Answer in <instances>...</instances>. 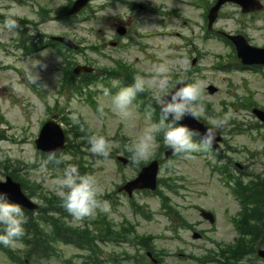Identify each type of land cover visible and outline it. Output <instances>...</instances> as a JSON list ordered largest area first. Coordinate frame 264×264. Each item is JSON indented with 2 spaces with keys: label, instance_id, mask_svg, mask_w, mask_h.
<instances>
[{
  "label": "rangeland",
  "instance_id": "obj_1",
  "mask_svg": "<svg viewBox=\"0 0 264 264\" xmlns=\"http://www.w3.org/2000/svg\"><path fill=\"white\" fill-rule=\"evenodd\" d=\"M105 1L96 0L91 3V10L69 20L49 19L42 22L40 17L42 7L50 9V15H55L58 10L67 5L68 0H0V14L5 18L11 16L18 20L26 21L28 19L30 23L27 22L24 26L29 29L30 35H36L38 29L47 36L51 34L70 36L85 48V51L79 53L75 58L82 63L92 64L97 69L104 66L113 68L116 66L115 60L125 61L141 72V76L146 80V90L150 91L152 97L158 90V82L154 83L153 78L160 64L169 68L168 75L175 73V77L185 76L191 66L190 62L194 57H197L195 66L198 65L201 71L193 70L190 78L192 83L200 82L203 85V102L208 106H205V112L201 119L208 122L211 119L229 115L230 119L222 129L231 149L230 157L243 165L249 163V171L255 174H264V126L257 124L256 118L247 108L231 105H240L245 97L264 109V81L259 77L261 73L239 69L235 64H232L229 70L215 68L214 64L220 63L222 60L221 55L223 59H229L232 47L225 45L223 40L218 37L206 38L203 36L202 9L192 4L179 5L176 9L180 11L179 16L176 18L174 15L171 18L166 16L164 25L160 22L164 17L149 13L143 15L141 17L143 21H140L136 27L139 32L147 34L140 39L142 47L132 45L124 49L110 48L108 41L114 37V20L112 18L115 16L116 20H121L120 17H122L123 21L127 22L125 19H128L131 13L122 5L101 9L100 7L104 6ZM140 1L157 6L163 4L158 0ZM165 4L169 9L176 7L174 0H168ZM42 12L44 11L42 10ZM241 19L238 7L228 5L218 22V27H224L234 32L239 28ZM40 21L41 24L36 28L33 23ZM2 22H0V40L8 43L14 38L21 37L19 29L14 34L9 33L3 27ZM253 24L261 26L259 21ZM254 26L249 29L254 42L264 44V29L259 31ZM176 33L180 34L179 38L172 35ZM95 43L101 45V51H94L89 47ZM45 52L47 55L42 56L41 53ZM40 55L41 59L38 57L23 59L19 62L21 65L18 66H23L25 71L29 72L33 59L40 60L47 66L35 69L40 76L37 86L38 88L42 87L47 93V100L43 101L37 93L30 92L24 85L20 83L18 85V74L15 71L6 70L4 77L0 75V114L2 113L5 121L0 122V132L4 136V139L0 140V180H5L8 173L15 171L23 178L43 183L46 191L51 192L56 189L57 178L50 174L56 170L52 172L45 170L43 163L46 162L34 144L41 129L40 125L50 115L49 106L53 108L58 103L59 108L60 106L64 107V112L67 113H70L71 109H74V112L79 110L95 133L101 132L103 129L107 132L111 148L115 150L129 148V144L139 139L143 130L155 120L153 117L148 120L143 111L139 112L140 114L136 113L133 105L134 119L122 121L112 111L111 96L103 94L105 86L101 81L97 82L94 88L99 91L95 97L104 108L102 116L93 111L86 102L85 96H71V92L66 91L65 94L57 97L56 90L62 86L63 72L59 66L63 64V58L59 55L56 47H47L40 52ZM0 58L8 61L12 59V55L4 52L0 47ZM231 61L235 60L231 59ZM171 81L170 79L168 90H170ZM5 82L15 88L16 104H13L7 97L10 90L2 88V84ZM112 85H116L115 80H112ZM211 85L217 87L213 94L208 90ZM45 92L43 93L46 95ZM74 115H78L77 112ZM74 121L79 123L78 118H74ZM71 125L73 124L70 123L68 127ZM79 131H84L83 126H79ZM73 139L76 143H80L82 140L81 137L74 136ZM253 150L258 151L254 158L251 155ZM87 151L89 155L85 156L84 160L92 165L95 171L93 176L97 180L101 193L113 194L111 200L108 201L110 210L107 213L109 217L114 220L117 226L124 220H128L136 224L140 234L151 233L158 236L156 238L157 247L169 250L167 254H161L163 263L159 264H198L195 259L189 258V252L200 256L210 253L212 255L215 252L214 256H218L219 248L216 241L229 243L235 239L237 231L233 229L230 216L240 210V203L233 191L222 183L221 173L212 171V166L204 160L203 156H199V152L191 154L190 157L179 154L175 158H171L168 168H161L160 176L165 177L173 174L180 178L179 181L184 185L180 193L171 191H167V193L171 197L172 205L179 207L178 209L182 212L184 211L186 218L193 224L203 222L196 209L197 206L215 210L219 214V222L202 240H194L187 229L179 230L180 238L173 235L175 222L164 214L159 196L138 193L134 197L136 203L145 206L146 210L150 209L153 215L151 218H146L143 214L136 213L128 198L125 195H119L120 192L117 190L122 182L136 177L139 172L137 166L120 165L112 158L95 159L91 156L90 150L87 149ZM152 158L153 155L143 162H148ZM214 160L227 161L218 157H215ZM34 161H39L40 167L28 169L27 164ZM34 199L39 201L36 197ZM93 218H96V215L87 218V220L91 221ZM70 222L78 226L82 225L84 220L72 219ZM209 227L210 224L205 222L198 226L204 230H208ZM179 247L184 250L179 251ZM58 248L59 254L51 259L50 264H82L83 253L78 248L65 244H60ZM14 249L22 251L24 245L18 241ZM97 251L103 264H140V262L147 264L149 262L142 257L144 251L129 242L99 241ZM137 256L141 258L139 262L136 261ZM254 256L256 258L257 254ZM218 258L220 259V256ZM246 262L243 261L240 264H246ZM0 264H15V262L8 254L0 250ZM208 264H224V262L211 258ZM251 264H264V260L259 257Z\"/></svg>",
  "mask_w": 264,
  "mask_h": 264
},
{
  "label": "clouds",
  "instance_id": "obj_2",
  "mask_svg": "<svg viewBox=\"0 0 264 264\" xmlns=\"http://www.w3.org/2000/svg\"><path fill=\"white\" fill-rule=\"evenodd\" d=\"M3 27L7 32L14 34L20 25L18 19L10 16L4 19ZM41 55L46 56L47 53ZM38 67L46 68L47 66L40 60L33 59L31 70L27 74L29 82L36 85L40 79L39 73L35 71ZM168 72L169 68L160 64L153 78L154 83L158 82V90L154 93L153 98L160 107L159 121L146 127L141 137L128 148V151L132 153V160L137 164L154 155L158 147L156 137L161 133L165 146L175 154H185L190 157L193 153L207 152L214 145L218 130L224 127L230 119L229 115H224L209 120L206 130L202 134L183 124L182 121L187 117L199 121L204 115L203 85L200 82L185 83L180 80L178 83L181 86L169 92L170 77ZM145 90L146 80L138 74L134 77L133 84L120 88L114 95L108 88H103V94L111 96L112 111L122 121H129L134 119L132 106L137 95ZM98 110L103 115L102 105ZM146 118L152 119L151 111L146 113ZM197 136L200 137L199 142L194 139ZM88 143L91 153L104 158L110 156L111 144L105 136L90 135ZM70 159L71 157L67 155L57 158L55 152L48 156V161L54 162L56 165ZM55 185L56 194L61 199L63 207L77 221L94 217L98 211L108 212L110 210L108 202L100 199L102 193L96 178L92 175L81 174L74 164H69L63 169V174L56 179ZM34 202L41 207L44 206L42 201L34 200ZM27 223L28 217L24 208L10 200L7 192L0 191V245L15 248L18 240L26 234L25 225Z\"/></svg>",
  "mask_w": 264,
  "mask_h": 264
},
{
  "label": "trees",
  "instance_id": "obj_3",
  "mask_svg": "<svg viewBox=\"0 0 264 264\" xmlns=\"http://www.w3.org/2000/svg\"><path fill=\"white\" fill-rule=\"evenodd\" d=\"M24 186L25 188L32 189V187L29 186L27 182L24 184ZM254 191H256V194L258 195L260 203H258L256 207L250 209L248 213H255L254 215L258 220H264V187H261V189ZM46 198L47 201L45 202L47 205H49V207H47L46 205L41 207L42 213L39 216H34L33 213L27 212L28 223L25 225L26 234L24 236V240L30 246L29 256L31 255V252H41L39 254H41L43 258L49 257L51 252H53L52 246H55V240H59V238H62V240L67 243L80 245L82 244L83 235H89L88 229H76L69 226L60 216H56L55 214H47V210L51 212L58 211L61 214L64 212V210L62 209L60 205L61 201L57 198V196L54 195L52 198ZM51 209L56 211H52ZM42 220H44V223L47 224H49L50 222L54 227H52L50 231H46L41 225V222H43ZM244 224L245 226L248 225L249 230L247 231V233L244 232V236H242L238 241L237 246H234L230 249L231 255L228 256L229 261L231 259L237 261L242 257L244 258L246 254L251 252L254 248L257 238L256 235H258L259 233V227L257 226V224L256 227H254L250 223H246L245 221ZM253 227L255 230L253 229ZM63 233L66 234L63 235ZM248 234L252 235L254 239L248 238Z\"/></svg>",
  "mask_w": 264,
  "mask_h": 264
},
{
  "label": "water",
  "instance_id": "obj_4",
  "mask_svg": "<svg viewBox=\"0 0 264 264\" xmlns=\"http://www.w3.org/2000/svg\"><path fill=\"white\" fill-rule=\"evenodd\" d=\"M87 2H88V0H78V2L76 3V5L73 8L74 11H72V12L78 11L80 9V7L85 5ZM65 42L69 43V41H65ZM240 51H241V49H240ZM46 132H47V129H45V131L43 133V138L46 136ZM43 138H41V141H39V145H40L41 148H45V146H46L47 148H50L51 150H59V149H61L63 147V146H60L61 144L58 143L56 145V148L52 149V147H54V146L45 144ZM55 142H57V140ZM150 183H152V184H149V185H153L154 186L155 185V179L153 178V180L150 181ZM0 191L7 192L9 194L10 200H12V201L19 202V203H21V204H23V205H25V206H27L29 208H34V206H35L23 194V192L21 190V185L17 184V183H14L11 180H8L6 183H0Z\"/></svg>",
  "mask_w": 264,
  "mask_h": 264
}]
</instances>
